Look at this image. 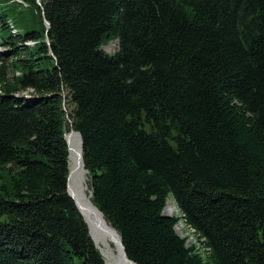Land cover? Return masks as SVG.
<instances>
[{"label": "trees", "instance_id": "obj_1", "mask_svg": "<svg viewBox=\"0 0 264 264\" xmlns=\"http://www.w3.org/2000/svg\"><path fill=\"white\" fill-rule=\"evenodd\" d=\"M16 1L0 0V264H105L67 190L70 130L132 262L264 264V0Z\"/></svg>", "mask_w": 264, "mask_h": 264}, {"label": "bare ground", "instance_id": "obj_2", "mask_svg": "<svg viewBox=\"0 0 264 264\" xmlns=\"http://www.w3.org/2000/svg\"><path fill=\"white\" fill-rule=\"evenodd\" d=\"M69 147L70 154L69 158L72 161L71 170H74L73 178L70 181L71 189L75 195L76 200L83 205L90 206L92 209V203L90 202L89 196L85 193V188L82 187V184H79V187L76 188L77 175L83 176L85 174L81 164L77 167V155L80 153V140L76 133H73L69 137ZM87 191V190H86ZM89 195V194H88ZM96 213V211H94ZM87 213H83V216L87 217ZM98 216V214L96 213ZM101 228L95 227V225L89 224L90 236L97 247L101 252L104 261L106 264H124L122 262V250L119 245V239L117 234L112 230V228L104 221L100 219Z\"/></svg>", "mask_w": 264, "mask_h": 264}, {"label": "water", "instance_id": "obj_3", "mask_svg": "<svg viewBox=\"0 0 264 264\" xmlns=\"http://www.w3.org/2000/svg\"><path fill=\"white\" fill-rule=\"evenodd\" d=\"M45 23H46L47 28H49V24L47 22H45ZM73 133H76V132H74L73 130H70L69 133L67 135H65V140H66V144L68 146L69 154H70L69 137H71V135ZM76 134L79 137L80 146H81L80 147V153L77 155V167H78L79 164H81V166L83 167V163H82V143H81V139H80L79 134L78 133H76ZM83 169H84V167H83ZM74 172H75L74 170H71L69 168V174H68V178H67V190H68L69 196L73 199L77 209L79 210V212H80L81 216L83 217L85 223L87 224L88 228H89V224H92V225H95V227L101 228L99 226L100 225V219H103L105 221V219H104L103 215L101 214V212L93 204H92V207H93V209H92L90 206H86V205L80 204L75 198V195H74V193H73V191L71 189V185H70V181L73 178ZM84 172H85V170H84ZM94 211H96L98 216L96 215V213ZM84 212L88 214L86 219L83 216ZM112 230L117 234V232L113 228H112ZM117 236H118V234H117ZM118 239H119V245H120L121 250H122V262L124 264H135L134 262H132L127 257V255L125 253L124 246H123L122 241H121L119 236H118ZM100 254H101V252H100ZM101 256H102V254H101ZM102 258H103V256H102ZM103 260H104V258H103Z\"/></svg>", "mask_w": 264, "mask_h": 264}, {"label": "rangeland", "instance_id": "obj_4", "mask_svg": "<svg viewBox=\"0 0 264 264\" xmlns=\"http://www.w3.org/2000/svg\"><path fill=\"white\" fill-rule=\"evenodd\" d=\"M38 2H40V0H38ZM19 11H21L20 13H23L24 12V9L22 8V5L20 3H19ZM10 26H12V23L11 22H10ZM100 49L105 54L112 55L117 50V41H113L112 40V41L108 42L107 44L101 46ZM71 165H72V161L70 160V166H69L70 168H71ZM76 179H77V181H76V185H77L76 188L79 187V184H82V187L85 188V193L86 194L87 193L89 194V190H88V186H87V174L85 173L83 176H78L77 175V178ZM88 194H87V196H89ZM164 213L165 214L174 215V216H178V217L180 216V214H179V212H178V210L176 208V205H175L174 200L172 199V197H169L168 198V200H167V206L164 209ZM175 231H176V233L180 237L185 238L187 240L188 245L197 244L196 243V239H195L196 237H194V234L188 228H186L185 225L182 222H179L176 225Z\"/></svg>", "mask_w": 264, "mask_h": 264}]
</instances>
